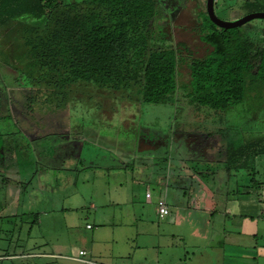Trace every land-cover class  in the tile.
I'll return each instance as SVG.
<instances>
[{
    "label": "crops",
    "instance_id": "crops-1",
    "mask_svg": "<svg viewBox=\"0 0 264 264\" xmlns=\"http://www.w3.org/2000/svg\"><path fill=\"white\" fill-rule=\"evenodd\" d=\"M37 122L33 124L49 125L47 137H26V131L17 135L13 128L7 129L16 120H0V190H5L0 220L8 225L7 232L18 230L23 240L20 246L10 243L7 250L0 247V264H86L74 259L79 251L86 252L83 260L94 264H264V168L257 166L264 156L255 158L254 175L251 134L231 136L225 129L198 124L202 127L194 131L200 138L198 144L202 143L209 156L180 158L165 149L161 161L167 171L162 176L153 169L142 185L137 181L143 172L141 164L125 161L119 153L121 164L113 169L121 174V180L102 199L103 195H91L85 200L71 179L72 173L80 174L85 168L70 156L76 157L84 143L93 142L89 136L92 128L74 130L75 125L66 120L61 135L52 127L57 125L54 120ZM189 131L194 133L192 128ZM34 139L38 140L36 147L29 142ZM47 139L52 140L50 145L44 143ZM142 142L153 145L152 141ZM166 142L171 147L169 139ZM63 152L68 153V164L58 166ZM136 153L132 158L137 160L148 158L147 154L158 158L151 151ZM45 155L48 161L42 158ZM183 161L194 163L196 177L185 171ZM125 162H132L133 167L128 168ZM158 178L163 185L156 186L158 192L145 199L149 183ZM62 179L66 183H61ZM159 196H164L169 207L164 219L156 214ZM86 208L98 226L84 222ZM83 225L87 234L77 248L70 238ZM11 245L18 250L10 249Z\"/></svg>",
    "mask_w": 264,
    "mask_h": 264
},
{
    "label": "trees",
    "instance_id": "trees-1",
    "mask_svg": "<svg viewBox=\"0 0 264 264\" xmlns=\"http://www.w3.org/2000/svg\"><path fill=\"white\" fill-rule=\"evenodd\" d=\"M81 5L82 11L77 3L62 0H0V38L13 33L11 41L16 43L14 63L0 50V120H16L15 134L46 136L49 125L39 128L33 121L52 119L58 106L45 118L40 117L42 107H25V100L37 102L39 95L50 92L58 101H67L76 85L124 92L138 86L140 104L177 100L181 52L157 46L151 39L160 0H83ZM198 17V38L210 50L203 57L186 58V97L197 108L224 111L242 102L248 83L264 86V48L243 36L239 28L216 27L205 12ZM20 77L27 78V84ZM4 79L10 84L2 88ZM18 94L22 98L14 105L19 114L14 115L11 104ZM48 101H52L49 96L41 103ZM55 126V132L64 134V126L60 130ZM37 139L29 141L33 147ZM229 148L235 150L231 144ZM251 148L256 175L255 158L264 156V138L252 140Z\"/></svg>",
    "mask_w": 264,
    "mask_h": 264
},
{
    "label": "rangeland",
    "instance_id": "rangeland-1",
    "mask_svg": "<svg viewBox=\"0 0 264 264\" xmlns=\"http://www.w3.org/2000/svg\"><path fill=\"white\" fill-rule=\"evenodd\" d=\"M82 1L62 0V3H77L78 9L82 11L85 8L81 5ZM160 2L158 14L151 25L153 32L151 37L152 42H155L157 46L176 47L181 52L178 55L180 64H178L177 100L173 101L172 104L154 105L138 103V86H133L128 90L129 92H124L112 91L106 88L100 89L93 85H76L71 87L70 99L67 101H58L50 92H44L39 95L42 98H39L37 102L25 100V107L29 106L35 110L36 108L34 107H42L39 111L40 117H45L44 115L49 112L55 113L56 109H52L57 105L58 113L55 116L51 114L50 118L60 120L55 126L59 130L63 127L62 124L66 120L69 125H75L74 130L75 128L78 131L92 128L89 136L92 137L93 142L84 143L80 154L76 157L75 155L70 156L71 159L76 161V164L85 168L82 173L77 174L75 172L71 176L72 182L75 181V187L79 191L78 194L82 195L85 200H89L91 195L93 198L103 195L102 199L104 193L107 190H113L117 181L121 180L122 176H119L121 174H116L115 169H113L119 167L121 164V158L117 157L119 155L124 157L125 161L132 159L131 161L134 164H141L143 172H141V178L137 179L140 185L143 184L142 181L148 178L150 171L153 169L158 173H162V176L165 174L167 171L166 165L161 161V158L165 154V149H171L173 153L178 154L179 157L184 156V158H194L195 156L199 158L208 157L209 155L205 153L207 150L205 151L202 143L198 144L199 135L197 132H194L202 128L198 124L205 126L207 129L219 128L222 131L225 129V132L231 136L235 134V136H238L241 133H247V136L251 134L253 141L264 138V86L261 83H248L242 102L224 111H213L208 108H197L194 105H190L186 97V93L189 91L186 58L203 57L210 50L198 38L200 22L198 13L205 12V0H161ZM253 12H264V0H215L214 3V13L223 21L235 20ZM239 30L243 36L255 41L256 44L264 48V20L254 19L240 27ZM1 32L2 30H0ZM12 37L13 33H9L6 37L0 38V50H3L5 55L9 56V59L11 58L10 61L14 63L12 58L16 43H12ZM161 41L163 44H161ZM20 78V82L27 84V78ZM8 82V79H4L1 82V87L3 88L4 85L10 84ZM10 89L8 90L7 88L8 91ZM48 96L51 97L52 101H48L46 105L42 104L41 100ZM15 97V102L13 101V104H11L12 114L18 115L19 113H17L18 110L15 108V105L20 103L22 96L18 94ZM65 112L68 114L65 115ZM49 120L42 118L37 123H40V121L48 123ZM184 122L188 125H184ZM38 127L41 128L40 125ZM22 128L27 129L28 126H23ZM191 128L194 133H190L189 129ZM7 129L10 130L12 127H7ZM29 133H25L26 137H29ZM166 139H169V143H172L171 147L170 144L167 147ZM51 141L47 139L44 143L50 145ZM59 141L63 142L64 139H59ZM142 141H146L147 143L148 141H152L153 145L143 144ZM211 142L214 144L215 139H212ZM67 147H70V144H67ZM139 151L144 152V155L148 151L155 152L160 159L149 157V154H147L148 158L144 156L138 160L132 158L133 152H137V155ZM31 152L34 153L32 150ZM67 154L66 152L61 153L60 161L58 160L61 164L57 161L58 166L62 164H66L67 166L69 159ZM17 158L21 159L22 154L18 153ZM42 158L46 161L49 159L46 155L42 156ZM163 159L165 160V157ZM132 162H125L128 163V168L133 167ZM181 163L186 169L185 171L190 172L191 177H196L195 171H197V168L193 162L183 161ZM54 164L57 165L56 163H52V165ZM257 166L264 168V162L258 163ZM14 169H17V167ZM46 179L49 180V177H46ZM157 180L159 181H156L158 185L156 183H149V187L152 188L150 190L154 193L158 192L156 186L163 185L164 183L159 178ZM63 182H65V179L61 180V183ZM0 191L2 192L0 194V203H3L5 190L1 189ZM77 199L79 200L80 198ZM88 214L87 208L83 210V215H85L84 222L98 226V223L93 222V213L91 215ZM3 222L5 220L1 218L0 247L7 250L6 248H8L10 243L20 246V242L23 241L22 237H19L20 232L18 230L13 232V234L7 232L6 228L8 225ZM83 228L84 225L77 230L75 237L72 234L70 238L72 244L77 248L82 244V236L85 233L87 234ZM62 238L67 239V236L63 234ZM10 249L18 250L13 245L10 246Z\"/></svg>",
    "mask_w": 264,
    "mask_h": 264
},
{
    "label": "water",
    "instance_id": "water-1",
    "mask_svg": "<svg viewBox=\"0 0 264 264\" xmlns=\"http://www.w3.org/2000/svg\"><path fill=\"white\" fill-rule=\"evenodd\" d=\"M215 0H205V12L208 19L218 28L223 30L240 28L254 19L264 20V12H253L231 21L220 20L214 13Z\"/></svg>",
    "mask_w": 264,
    "mask_h": 264
},
{
    "label": "built area",
    "instance_id": "built-area-1",
    "mask_svg": "<svg viewBox=\"0 0 264 264\" xmlns=\"http://www.w3.org/2000/svg\"><path fill=\"white\" fill-rule=\"evenodd\" d=\"M152 195H153L152 190H150L148 188V190L144 194V197H145V199H150L152 197ZM155 209H156V214H157L159 219H164V218H166L169 215V207H168V204H167L166 199L164 198V196H159V197H157L155 199ZM262 216L264 218V211L262 213ZM87 227L90 228V225H88ZM85 255H86L85 251H79L77 253V256L74 257V259L82 261V262H85L86 264H94L91 261L83 260V257Z\"/></svg>",
    "mask_w": 264,
    "mask_h": 264
},
{
    "label": "flooded vegetation",
    "instance_id": "flooded-vegetation-1",
    "mask_svg": "<svg viewBox=\"0 0 264 264\" xmlns=\"http://www.w3.org/2000/svg\"><path fill=\"white\" fill-rule=\"evenodd\" d=\"M161 1V0H160ZM160 4H161V2H160Z\"/></svg>",
    "mask_w": 264,
    "mask_h": 264
}]
</instances>
